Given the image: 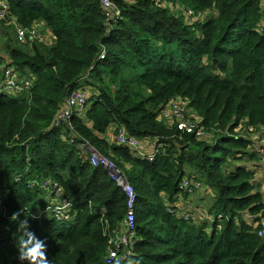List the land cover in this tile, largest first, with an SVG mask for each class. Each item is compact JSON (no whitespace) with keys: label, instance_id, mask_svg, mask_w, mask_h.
<instances>
[{"label":"trees","instance_id":"16d2710c","mask_svg":"<svg viewBox=\"0 0 264 264\" xmlns=\"http://www.w3.org/2000/svg\"><path fill=\"white\" fill-rule=\"evenodd\" d=\"M1 1V20L16 27L0 46V82L15 67L33 84L0 92V264H21L26 228L44 240L47 264H107L129 198L81 144L112 160L137 194L135 235L118 264H264V143L253 136L264 134V0ZM38 24L49 42L18 41L17 26ZM77 90L88 100L62 123ZM179 99L202 116L205 136L160 119ZM114 125L156 140L154 158L115 142ZM185 179L213 198L199 216L182 213L197 191ZM59 189L71 220L52 211Z\"/></svg>","mask_w":264,"mask_h":264},{"label":"built area","instance_id":"2783aa9c","mask_svg":"<svg viewBox=\"0 0 264 264\" xmlns=\"http://www.w3.org/2000/svg\"><path fill=\"white\" fill-rule=\"evenodd\" d=\"M103 3L111 7L113 6V2L111 0H103ZM9 13V6L6 3L0 4V17L1 19L5 18L6 15ZM188 14L187 18L192 21L196 15V12L192 9L186 12ZM28 36L32 37V40H38L47 42L49 41V36L43 34L38 28L33 27L23 28L17 26V37L18 41L21 43H26ZM33 80L30 78H21L18 70L15 67H8L4 68L2 80L0 82V91H10L15 93H23L29 90L32 87ZM89 93L88 91L77 90L75 91L70 99L67 101L66 105L62 108L61 113L59 115V121L62 123H70L72 111L76 108L82 110L88 100ZM193 109V108H192ZM194 110V109H193ZM187 107L186 102L182 99L174 100L169 102L160 112V119H163L168 124H176L178 129L182 132L187 133H195L198 137H201L205 134V130L203 127L199 126V122H201V117L195 114V121L191 122L187 116ZM250 132H255L254 127H249ZM254 138L260 139L262 143H264V134L260 135L258 133L253 134ZM113 140L121 145L128 146L138 152L140 156H145L148 159H153L155 153L146 154L144 152L143 144L141 143L140 139L129 135L124 127H116ZM157 141L154 140V146L156 147ZM81 151L87 153L88 159L91 163L95 166H102L106 170L109 171V174L113 180L119 184L124 192L127 194L128 200V212L126 215V219L124 221L125 230L123 231V235L119 236L115 241L112 242L111 246L108 249L107 254V264H118V260L121 256V252L125 246H127L135 235L134 232V223H135V207H136V200L137 194L135 192L134 187L126 180L125 176L123 175L121 169L116 166V164L107 158L106 156L99 153L94 147L90 146L89 144H81L80 145ZM156 152V150H155ZM85 153V154H86ZM261 181L262 187L264 191V169L261 172ZM203 187V184L197 180H190L185 179L182 188L188 189L191 193L195 190H199ZM58 197H62V202H60L52 208L55 216L59 220H71L72 216L70 211L73 207L72 202L68 198H64L61 189L58 190L57 194ZM173 212V209H169ZM200 208L196 207L192 204L189 205V209H185L182 213L185 218H189L195 214V216L202 214ZM259 236L264 238V223L263 227L258 231Z\"/></svg>","mask_w":264,"mask_h":264},{"label":"rangeland","instance_id":"374dc122","mask_svg":"<svg viewBox=\"0 0 264 264\" xmlns=\"http://www.w3.org/2000/svg\"><path fill=\"white\" fill-rule=\"evenodd\" d=\"M2 3H6V2H4V1H1L0 0V4H2ZM164 5H166L165 3H163ZM179 5H181L179 8H178V6L177 7H175V6H173L172 5V8H171V11H172V13L174 14H177V15H181L182 14V12L184 11V9H186V5L184 4V3H182V4H179ZM184 8V9H183ZM190 9H187V11H189ZM9 14V13H8ZM8 14L6 15V17L5 18H3V19H7L8 18ZM185 14H186V11H185ZM187 16H188V14H187ZM207 15H198V18H202V19H204L205 17H206ZM13 22H14V19H13ZM14 24H15V22H14ZM9 25H13L9 20H5V21H3V20H1V17H0V46L2 45V43H4L6 40H8V39H10L11 38V36L13 37V36H15V34H14V32H13V27L15 26L16 27V24L12 27V26H9ZM36 28H38L39 27V24L38 25H36L35 26ZM39 29V28H38ZM42 33H44L45 35H47L45 32H42ZM18 39V38H17ZM28 39L29 40H27V42H33V41H35V40H32V37L31 36H28ZM51 40V39H50ZM36 41H38V40H36ZM41 42H43V41H41ZM47 42H49V41H47ZM89 90H90V88L89 87H87ZM1 92V91H0ZM172 101H174V100H172ZM186 107H187V110H188V114H187V116H188V119L191 121V122H194L195 121V114L197 115V116H200L201 117V119H202V116L194 109H192L190 106H189V104L186 102ZM197 112V113H196ZM166 122V121H165ZM249 132V131H248ZM206 134H204L203 136H205ZM203 136H201V137H203ZM263 171V169L262 170H257L256 169V172H257V179L258 180H262L261 179V172ZM260 177V178H259ZM262 182V181H261ZM191 198L192 199H188L187 201H186V206H187V210L189 209V205L190 204H192V206H194V205H198L199 207H201V208H206V209H208V207L210 206V204L212 203V201H213V198L210 196V193L208 192V190H206V187L203 185V187L201 188V189H199V190H197V191H195L193 194H192V196H191ZM184 203V206H185V202H183ZM199 216V215H198Z\"/></svg>","mask_w":264,"mask_h":264},{"label":"clouds","instance_id":"9594fccd","mask_svg":"<svg viewBox=\"0 0 264 264\" xmlns=\"http://www.w3.org/2000/svg\"><path fill=\"white\" fill-rule=\"evenodd\" d=\"M18 217V213H13L11 220L15 221ZM37 217H33L36 219ZM21 227H25L23 224ZM25 238L18 242V259L23 262L27 261L28 264H47L44 259L45 256V242L39 239L36 234L26 228L24 233Z\"/></svg>","mask_w":264,"mask_h":264},{"label":"crops","instance_id":"0c3cea01","mask_svg":"<svg viewBox=\"0 0 264 264\" xmlns=\"http://www.w3.org/2000/svg\"><path fill=\"white\" fill-rule=\"evenodd\" d=\"M115 128H116V126L114 125L112 131L109 132V135H110V136H114L113 131L115 130ZM153 146H154V142H152L151 140H147V141L145 142V144H143L144 152H145L146 154H152V153L154 152V151H153ZM200 209L203 210V209H205V208H201V207H200Z\"/></svg>","mask_w":264,"mask_h":264}]
</instances>
